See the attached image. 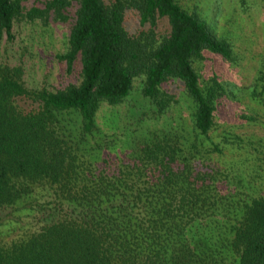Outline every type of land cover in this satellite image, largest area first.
Masks as SVG:
<instances>
[{"label": "trees", "instance_id": "1", "mask_svg": "<svg viewBox=\"0 0 264 264\" xmlns=\"http://www.w3.org/2000/svg\"><path fill=\"white\" fill-rule=\"evenodd\" d=\"M19 18L68 24L55 57L68 73L77 63L78 80L28 88L0 62V264H264V146L247 133L252 115L193 66L228 59L229 43L177 0H0V36ZM136 76L158 110L181 81L189 127L94 145L100 101H121ZM219 108L227 123L211 134Z\"/></svg>", "mask_w": 264, "mask_h": 264}, {"label": "rangeland", "instance_id": "2", "mask_svg": "<svg viewBox=\"0 0 264 264\" xmlns=\"http://www.w3.org/2000/svg\"><path fill=\"white\" fill-rule=\"evenodd\" d=\"M40 0H24L25 4ZM187 11L205 20L211 32L225 39L230 45L228 59L204 53L195 59L193 66L198 73L199 85L206 87L212 78L223 85L232 111L248 116L246 126L250 138L264 146V0H177ZM136 14L127 10L124 26L133 31L137 27ZM66 22L51 18L43 22L39 18L15 19L11 37L0 36V62L19 67V75L28 88L49 89L68 81L78 80V64L68 73L56 53L67 48ZM142 77L132 79L127 95L117 103L100 101L95 110V128L91 138L94 145L106 144L110 149L132 147L152 132L181 131L191 122L193 105L185 93L181 81L172 79L166 90L173 93L174 101L158 110L149 97L141 93ZM224 113L228 105L224 103ZM220 108L213 115L214 125L210 133H221L226 126ZM228 136L234 132L225 130ZM34 210H31V212ZM21 220L30 227L37 226L36 212L22 210ZM26 224H24L26 226Z\"/></svg>", "mask_w": 264, "mask_h": 264}]
</instances>
